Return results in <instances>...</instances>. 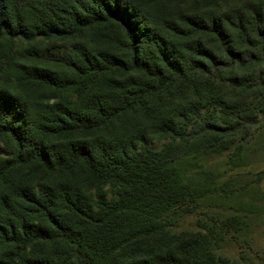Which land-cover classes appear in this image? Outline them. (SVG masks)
Returning a JSON list of instances; mask_svg holds the SVG:
<instances>
[{
	"label": "trees",
	"instance_id": "obj_1",
	"mask_svg": "<svg viewBox=\"0 0 264 264\" xmlns=\"http://www.w3.org/2000/svg\"><path fill=\"white\" fill-rule=\"evenodd\" d=\"M157 1L0 0V264H228L180 221L264 121V0Z\"/></svg>",
	"mask_w": 264,
	"mask_h": 264
},
{
	"label": "rangeland",
	"instance_id": "obj_2",
	"mask_svg": "<svg viewBox=\"0 0 264 264\" xmlns=\"http://www.w3.org/2000/svg\"><path fill=\"white\" fill-rule=\"evenodd\" d=\"M190 5L159 0L152 7L174 15L173 18L177 19L176 16L190 10ZM260 126L241 160L236 161L246 164L245 166L231 168L225 154H213L196 161L197 166L218 176V191L204 201L199 211L201 215L186 216L180 221L182 228L194 230L197 220L205 213L220 219L235 218L240 231L231 230L232 240L224 244L218 253L228 260V264H264V179L258 183H249V173L264 170V121ZM160 145L157 141L153 143L155 147ZM188 163L189 161H185L184 164L187 172ZM222 182L229 185L225 187L221 185Z\"/></svg>",
	"mask_w": 264,
	"mask_h": 264
}]
</instances>
